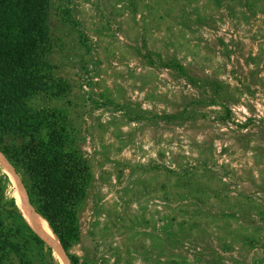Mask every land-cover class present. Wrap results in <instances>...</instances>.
<instances>
[{"label": "rangeland", "instance_id": "1", "mask_svg": "<svg viewBox=\"0 0 264 264\" xmlns=\"http://www.w3.org/2000/svg\"><path fill=\"white\" fill-rule=\"evenodd\" d=\"M45 3L48 87L28 104L86 169L69 253L264 264V0Z\"/></svg>", "mask_w": 264, "mask_h": 264}, {"label": "trees", "instance_id": "2", "mask_svg": "<svg viewBox=\"0 0 264 264\" xmlns=\"http://www.w3.org/2000/svg\"><path fill=\"white\" fill-rule=\"evenodd\" d=\"M45 6V0H0V153L19 173L28 203L56 236L66 264H82L69 250L78 238L76 213L86 169L68 148L56 112L28 104L48 87L47 66L39 61L47 40ZM2 173L0 264H55L51 241L25 222ZM7 179L12 198L6 194Z\"/></svg>", "mask_w": 264, "mask_h": 264}, {"label": "bare ground", "instance_id": "3", "mask_svg": "<svg viewBox=\"0 0 264 264\" xmlns=\"http://www.w3.org/2000/svg\"><path fill=\"white\" fill-rule=\"evenodd\" d=\"M0 166L2 167L3 171L6 173L10 181L14 193L16 207L19 213L21 214V216L23 217V219L25 220V222L37 235L49 239L51 241L54 252L58 258L59 264H66L65 255L61 250L60 244L56 236L48 228L46 222L30 206V204L27 201V196L25 194L23 186L21 185L17 176L11 170L10 166L8 165V163L5 161V159L1 154H0Z\"/></svg>", "mask_w": 264, "mask_h": 264}, {"label": "clouds", "instance_id": "4", "mask_svg": "<svg viewBox=\"0 0 264 264\" xmlns=\"http://www.w3.org/2000/svg\"><path fill=\"white\" fill-rule=\"evenodd\" d=\"M240 111H244V109H240Z\"/></svg>", "mask_w": 264, "mask_h": 264}, {"label": "water", "instance_id": "5", "mask_svg": "<svg viewBox=\"0 0 264 264\" xmlns=\"http://www.w3.org/2000/svg\"><path fill=\"white\" fill-rule=\"evenodd\" d=\"M26 194V193H25ZM27 196V195H26Z\"/></svg>", "mask_w": 264, "mask_h": 264}]
</instances>
